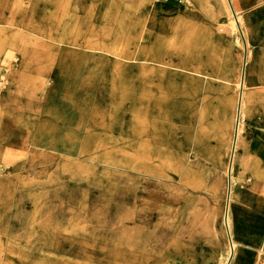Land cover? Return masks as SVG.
Masks as SVG:
<instances>
[{
    "label": "rangeland",
    "instance_id": "374dc122",
    "mask_svg": "<svg viewBox=\"0 0 264 264\" xmlns=\"http://www.w3.org/2000/svg\"><path fill=\"white\" fill-rule=\"evenodd\" d=\"M176 7L0 0V264H123L114 235L129 238L124 264L229 253L213 164L170 156L171 73L207 70L209 51L200 36L171 38ZM201 164L198 190L186 169Z\"/></svg>",
    "mask_w": 264,
    "mask_h": 264
},
{
    "label": "crops",
    "instance_id": "0c3cea01",
    "mask_svg": "<svg viewBox=\"0 0 264 264\" xmlns=\"http://www.w3.org/2000/svg\"><path fill=\"white\" fill-rule=\"evenodd\" d=\"M174 3L168 22L164 15L170 30L174 26L171 38L184 32L191 45L200 36L209 51L202 57L207 70L170 75V156L194 155L213 164V189L224 196L220 236L224 252L225 244L232 248L228 264H264V0ZM229 12L235 21L241 18V42ZM186 171L193 172L190 187L205 189L206 166Z\"/></svg>",
    "mask_w": 264,
    "mask_h": 264
},
{
    "label": "bare ground",
    "instance_id": "6f19581e",
    "mask_svg": "<svg viewBox=\"0 0 264 264\" xmlns=\"http://www.w3.org/2000/svg\"><path fill=\"white\" fill-rule=\"evenodd\" d=\"M232 24H233V26L235 27V29L238 31V33H239V35H240V31H239V29L241 28V26H242V22H241V18H238L237 19V21H235L234 19H233V22H232ZM216 25V24H215ZM236 32V31H235ZM48 43V42H47ZM241 44V43H240ZM51 49V48H50ZM19 57V56H18ZM16 61V60H15ZM19 62H20V60H19ZM12 68V67H11ZM6 72V71H5ZM55 74V73H54ZM52 76V75H51ZM6 78V77H5ZM0 81H1V79H0ZM13 83H14V81H13ZM51 84H52V82H50ZM46 101V100H45ZM30 147V146H29ZM235 147V146H234ZM28 152V151H27ZM231 170V169H230ZM120 186V185H119ZM111 191V190H110ZM114 192V191H113ZM105 193V192H104ZM229 202V201H228ZM116 219H118V218H116ZM227 220V219H226ZM226 223V222H225ZM227 224V223H226ZM117 230H118V228H116ZM112 237V244H113V250L116 252L117 250H118V245L120 246H122V251L124 252V253H122V261H123V264L124 263H128V260H129V258H130V255H129V253H127V251L125 250V245H127V243L129 242V241H127L129 238H128V236L125 238V242L124 241H122V240H120L117 236H111ZM120 243V244H119ZM233 247V246H232ZM228 251H229V253L228 254H226L225 255V260H224V262H221V264H228V261H229V258H230V255H231V250H232V248H231V246L229 245V249H227ZM226 250V251H227ZM175 261V260H174ZM175 263V262H174ZM170 264V263H169Z\"/></svg>",
    "mask_w": 264,
    "mask_h": 264
},
{
    "label": "built area",
    "instance_id": "2783aa9c",
    "mask_svg": "<svg viewBox=\"0 0 264 264\" xmlns=\"http://www.w3.org/2000/svg\"><path fill=\"white\" fill-rule=\"evenodd\" d=\"M165 1H174L177 2L179 4H183L185 2V0H165ZM233 17H236V13L233 12Z\"/></svg>",
    "mask_w": 264,
    "mask_h": 264
},
{
    "label": "water",
    "instance_id": "95a60500",
    "mask_svg": "<svg viewBox=\"0 0 264 264\" xmlns=\"http://www.w3.org/2000/svg\"><path fill=\"white\" fill-rule=\"evenodd\" d=\"M239 122V121H238ZM237 125H238V123H237Z\"/></svg>",
    "mask_w": 264,
    "mask_h": 264
}]
</instances>
